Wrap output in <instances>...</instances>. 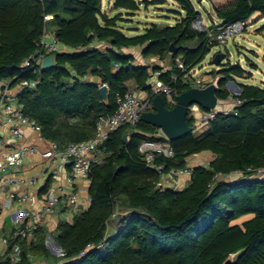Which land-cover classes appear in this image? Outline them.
I'll list each match as a JSON object with an SVG mask.
<instances>
[{
	"label": "trees",
	"instance_id": "obj_1",
	"mask_svg": "<svg viewBox=\"0 0 264 264\" xmlns=\"http://www.w3.org/2000/svg\"><path fill=\"white\" fill-rule=\"evenodd\" d=\"M102 1L0 0V80L36 83L18 97L23 113L60 149L92 139L96 120L115 112L118 97L135 91L152 102L154 73L173 88L174 99L193 88L195 79L186 76L217 46L207 33L192 29L200 14L190 0H170L177 8L171 11L178 16L175 22L149 24L135 37L124 35L122 23L130 21L142 2L114 0L110 12L124 14L111 16ZM210 1V18L220 26L245 23L254 13L264 18V0ZM45 33L69 51L55 53L52 68H22ZM130 49H138L144 61L159 59L164 67L139 65L123 52ZM218 66L209 73L216 80L217 100L233 98L239 105L215 114L206 130L196 134L187 113L192 132L169 141L171 159H155L165 172L188 169L186 160L203 152L213 156L209 164L191 169L187 186L179 191L160 187L162 175L148 168L138 152L141 141L157 129L141 122L120 127L105 143L103 162L88 173L89 205L77 210L71 222L60 221L52 235L61 256L50 255L39 230L36 242L19 243L21 264H29V254L54 264H264V87L241 85L239 95L232 97L226 83L249 74L238 65ZM88 76L106 86L105 99L97 83L84 80ZM259 173L262 178L256 177ZM235 174L238 179L224 178ZM49 185L50 179L44 188ZM116 214L122 216L118 222Z\"/></svg>",
	"mask_w": 264,
	"mask_h": 264
},
{
	"label": "built area",
	"instance_id": "obj_2",
	"mask_svg": "<svg viewBox=\"0 0 264 264\" xmlns=\"http://www.w3.org/2000/svg\"><path fill=\"white\" fill-rule=\"evenodd\" d=\"M49 18L45 19L49 20ZM210 26L206 27L199 19L191 27L196 32L207 33L209 40L217 45H225L227 39L244 32L246 27L245 23L226 26L215 24V28L210 30ZM60 48L61 45L53 34L45 33L36 51L23 62L21 67L33 69L40 66L44 57L53 56L60 52ZM154 61L157 64L162 63L157 58ZM178 68H182L179 62ZM169 69L166 67V70ZM193 73L194 71L186 76L187 79H195L193 88L203 89L210 85L196 79ZM157 76V73L153 74L151 93L164 96L168 104L174 106L176 100L173 98V88L159 81ZM35 85V82L26 80L17 83H14V79L0 80V219L3 225H6L0 235V246L4 249L2 259H8V264L22 263V249L19 243L36 242L41 223L46 217L56 216L63 210L74 212V214L79 210L78 192L73 189L74 182L80 179L88 180L90 168L103 162L105 143L109 135L122 126L138 124L142 113L152 111V102L146 95L141 96V92H128L118 97L116 110L111 116L99 117L96 120L95 136L92 139L70 143L60 149L55 143L47 141L36 121L27 118L23 113L24 105L18 97L23 92L32 90ZM235 96H238V92ZM239 103L238 100H233V106L229 111L217 103L214 109L207 112L202 111L197 105H192L188 107L187 113L193 117L195 129L203 132L215 114H227ZM41 144H46V148L40 149ZM138 152L143 156L148 168L162 175L158 184L160 187L167 188L166 183L174 186L182 175L190 176L191 169H170L165 172L163 164L155 163L157 158L171 159L173 157L169 140L159 130L141 141ZM36 155H39L42 160L41 170L29 176L21 175L20 169L23 164ZM59 167L69 170L67 190L61 196L54 193L45 194L43 205L39 209H30L33 194L28 191L34 192L40 186V180L43 177L55 176ZM232 176L224 178L230 179ZM216 178L224 179L220 175ZM85 202L89 205L90 198L86 197ZM3 225L1 224L0 228H3ZM43 242L46 248L53 249L56 257L61 256V249L56 243L54 247V241L50 236L44 237ZM34 259H36L35 255L27 256L29 264H32Z\"/></svg>",
	"mask_w": 264,
	"mask_h": 264
},
{
	"label": "rangeland",
	"instance_id": "obj_3",
	"mask_svg": "<svg viewBox=\"0 0 264 264\" xmlns=\"http://www.w3.org/2000/svg\"><path fill=\"white\" fill-rule=\"evenodd\" d=\"M142 2L138 11L134 16L129 17V22L122 23L123 33L126 37H135L143 34L145 28L149 24H163L168 25L174 23V19L178 17L171 11H177L176 6L170 0H163L164 3L151 4L152 1L158 0H138ZM149 4L144 6V2ZM195 10L200 14L202 23L208 27L212 19L209 12L211 11V1L198 2L197 0H190ZM219 1V0H218ZM217 0L214 3L217 4ZM224 1V0H223ZM113 3V0H103L104 9L109 8ZM124 14L123 11H112L111 16L116 14ZM125 16H123L124 18ZM218 22L215 24L217 25ZM219 24V23H218ZM213 25V24H212ZM244 32L227 39L225 45L214 46L210 52L206 55L204 60L194 69L195 78L209 84H216L209 73L213 70H218V65H213L212 59L216 53L225 54V59L222 64L229 63L232 66H240L246 73L249 74L246 78H235L234 81H230L233 85H225V89L228 93L234 97L237 88L241 85H251L257 87H264V33L259 34L258 31L264 27V18H260L259 13H254L245 22ZM218 104L223 105L226 111H229L233 106V98L225 102L218 101ZM201 131L194 130V134ZM256 177L262 178V174L259 173ZM239 176L233 175L230 179H238ZM63 218V217H62ZM247 219V218H245ZM62 220V219H61ZM242 220L238 221L240 223Z\"/></svg>",
	"mask_w": 264,
	"mask_h": 264
},
{
	"label": "crops",
	"instance_id": "obj_4",
	"mask_svg": "<svg viewBox=\"0 0 264 264\" xmlns=\"http://www.w3.org/2000/svg\"><path fill=\"white\" fill-rule=\"evenodd\" d=\"M102 5H103V1H102ZM111 6H109V8L104 9V10L106 12H110ZM209 14H210V12H209ZM49 19H51V17ZM176 19H177V17L174 20H176ZM211 19H212V21L210 22V25H212V24L215 25V23L218 22L214 17H212ZM172 24L173 23H169L168 25H172ZM160 25H163V24H160ZM217 25H218V23H217ZM95 46L99 47V48L105 47L103 44H96ZM68 51H69V49L61 46L60 52H68ZM123 52L125 54L132 56L135 59V62L138 63L139 65H159L160 67H164V64H162V63L157 64L154 61V59L144 61L140 57V53H139L138 49H130V50H125ZM84 80L86 82L98 84V81L96 79L89 77V76L86 77ZM140 94H141V96H145L144 93H140ZM39 148L40 149L46 148V144H41ZM212 159H213V156L210 153L203 152V153H200L198 155L189 157L186 160V167L188 169H193L196 167H206ZM41 168H42V160L39 157V155H36L34 157L29 158L23 164L20 171H21V175L29 176L32 173L39 172L41 170ZM68 173H69L68 169H62L59 167L58 172L55 176H50L49 178L43 177L40 180V186L34 192L28 191L30 194L31 193L33 194L32 195L33 201H32V204L29 208L30 209H39L43 205L44 196L47 193H54L58 196H61L68 188L67 187ZM48 179H50V185L48 188L45 189L44 187H45V184H46ZM162 180H164V179H162ZM188 182H189V176L182 175L181 177H179L177 179L176 184L174 186H170L168 183H166L165 186L167 188L173 189L175 191H179V190L183 189L184 187H186ZM88 187H89V181L88 180H81L80 179V180H76L74 182L73 189L78 192V199H79L78 209H79V206H82V209H86L88 206L85 202L86 197H88V194H87ZM18 192H21V191H18ZM73 216H74V212L63 210L62 212H60L56 216L46 217L41 223L40 231L43 233L44 237L50 236L52 238V235L55 234V230H56L58 223L60 221L71 222ZM1 224L3 225V221L0 219V226H1ZM3 226H2L3 228H0V235L3 233V229L6 227V225H3ZM53 243H54V247H56L55 242H53ZM47 250L52 257H56L55 252L53 251V249L51 247L47 248ZM3 254H4V249H3V247L0 246V263L3 260L2 259ZM32 264H54V263H52V261L50 259L44 260V259H41L39 257H36V259H34L32 261Z\"/></svg>",
	"mask_w": 264,
	"mask_h": 264
},
{
	"label": "water",
	"instance_id": "obj_5",
	"mask_svg": "<svg viewBox=\"0 0 264 264\" xmlns=\"http://www.w3.org/2000/svg\"><path fill=\"white\" fill-rule=\"evenodd\" d=\"M198 2L207 0H197ZM172 46L170 52H172ZM225 59V54L216 53L212 59L213 65H219ZM54 66L53 56L48 55L44 57L40 64V69H49ZM233 85L231 82H227L226 85ZM101 97L106 98L107 88L102 85L99 88ZM217 91L216 84H210L203 89L190 88L189 90L182 92L176 96L175 105L172 109H167L164 106V100L161 95H156L152 100V111L142 113L140 116V122L159 130L167 140L173 141L182 136H186L192 132V128L188 127L185 121L187 109L192 105H197L200 108L210 111L215 108L218 100L215 96ZM238 95L240 93L239 88H237ZM123 140H126V136H123ZM82 209V206H79ZM122 216L120 214L114 215V221L118 222ZM243 253V250L235 253L231 262L235 263L238 257Z\"/></svg>",
	"mask_w": 264,
	"mask_h": 264
}]
</instances>
